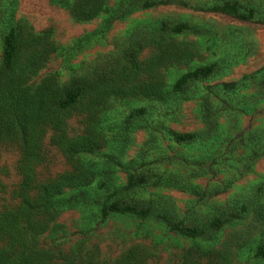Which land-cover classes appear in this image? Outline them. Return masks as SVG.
Here are the masks:
<instances>
[{"label": "rangeland", "instance_id": "374dc122", "mask_svg": "<svg viewBox=\"0 0 264 264\" xmlns=\"http://www.w3.org/2000/svg\"><path fill=\"white\" fill-rule=\"evenodd\" d=\"M72 1L0 0V62L13 9L34 31H50L57 44L32 84L49 73L61 84L88 75L120 58L136 33L161 27L178 41L196 44L199 54L161 68L170 89L165 99L108 100L98 119L106 146L79 155L98 175L90 185L61 196L62 212L55 227L40 237L41 245L63 253L97 248L107 264L142 245L152 252L148 264H175L197 244L228 251L231 264H264V257L257 255L264 249V0H230L242 10L253 9L252 20L201 8L226 0H185L189 6L170 3L138 10L108 28L109 13L76 20ZM120 1L107 3L113 11ZM179 24L186 25L182 32L170 31ZM211 64L215 70L210 76L182 92L172 91L184 73ZM228 82H236V88L224 89ZM71 125L79 126L77 120ZM171 131L194 133L196 138L178 143ZM18 161L16 149L0 146L1 179L10 192L20 181ZM68 169L60 150L47 139L39 178ZM131 173L144 175L149 183L126 189ZM157 179L163 183L152 184ZM115 201L150 207L155 215L201 226L205 233L192 238L155 216L104 213L103 207ZM215 218L232 219L214 231L209 223Z\"/></svg>", "mask_w": 264, "mask_h": 264}, {"label": "trees", "instance_id": "16d2710c", "mask_svg": "<svg viewBox=\"0 0 264 264\" xmlns=\"http://www.w3.org/2000/svg\"><path fill=\"white\" fill-rule=\"evenodd\" d=\"M170 3L189 6L185 0H121L112 11L107 0H73L70 12L79 21L109 13L105 22L108 28L138 10ZM201 8L242 20H252L255 15L253 9L242 10L237 1L230 0ZM9 21L0 62V146L18 151L20 181L10 192L1 179L0 169V264H107L99 257L97 248L86 252L80 247L66 253L55 252L44 248L40 237L55 227L62 212L61 196L90 185L98 175L79 155L93 154L106 146L107 138L98 126V119L108 100L117 96L165 99L170 89L161 68L171 62L188 61L199 54V49L193 42L168 36L166 27H161L159 31L136 33L121 51L120 58L88 75H75L61 84L56 74L49 73L32 84L56 52V41L50 31L36 32L26 19H17L16 9L12 10ZM185 27L179 24L170 31L182 32ZM146 51L150 53L143 56ZM214 70V64L190 70L175 82L172 91L182 92L191 82L205 79ZM236 86V82L222 84L229 90ZM71 120H77L79 126L72 127ZM171 133L178 143H191L196 138L194 133ZM47 139L60 150L69 169L44 180L39 178L38 167L44 163ZM145 183L149 182L144 175L131 173L125 188L133 189ZM161 183L157 179L152 184ZM103 212L155 216L171 230L192 238L205 233L201 226H187L162 214L155 215L150 207L115 201L105 205ZM231 219L215 218L209 227L216 231ZM257 255L264 257V249L260 247ZM151 257L147 247L135 245L110 264H148ZM175 264H231V259L228 251L194 244L183 261Z\"/></svg>", "mask_w": 264, "mask_h": 264}]
</instances>
